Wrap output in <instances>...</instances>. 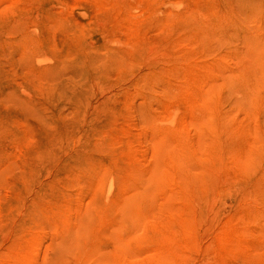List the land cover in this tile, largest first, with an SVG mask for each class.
Segmentation results:
<instances>
[{
  "label": "rangeland",
  "instance_id": "rangeland-1",
  "mask_svg": "<svg viewBox=\"0 0 264 264\" xmlns=\"http://www.w3.org/2000/svg\"><path fill=\"white\" fill-rule=\"evenodd\" d=\"M0 264H264V0H0Z\"/></svg>",
  "mask_w": 264,
  "mask_h": 264
}]
</instances>
